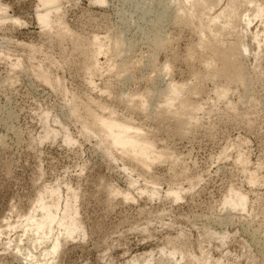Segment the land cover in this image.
Returning <instances> with one entry per match:
<instances>
[{"label": "rangeland", "instance_id": "1", "mask_svg": "<svg viewBox=\"0 0 264 264\" xmlns=\"http://www.w3.org/2000/svg\"><path fill=\"white\" fill-rule=\"evenodd\" d=\"M181 2L59 0L44 25L39 0H0V264H264V0H240L223 38L245 36L235 81L207 71L199 38L229 0L193 17ZM174 83L188 88L166 108ZM181 98L200 105L189 123ZM91 114L129 121L169 157L146 168L109 153ZM40 199L50 232L29 224ZM61 219L79 224L70 237Z\"/></svg>", "mask_w": 264, "mask_h": 264}, {"label": "bare ground", "instance_id": "2", "mask_svg": "<svg viewBox=\"0 0 264 264\" xmlns=\"http://www.w3.org/2000/svg\"><path fill=\"white\" fill-rule=\"evenodd\" d=\"M40 1V4H41V6H42V8H38L39 10H35L36 11V15H37V17H38V20L39 21H41L42 22V24H46V22L48 21V15H49V13L50 12H52V11H55V12H57V11H59L60 9V7H59V5H58V2H59V0H39ZM103 0H101V2H102ZM189 1H192V4H191V10H188V11H186V9H188L187 7H188V2ZM220 1H222V0H220ZM217 2H219V0H183V3L181 2L180 4H181V6H179L178 5V7H177V10H178V13H183L184 12V10H185V12H189V15L187 14V16H191V14L190 13H192V12H194L195 10H199L198 8H201L202 10H203V7L205 6L206 7V5H208L209 3L211 4H213V3H217ZM221 3V2H220ZM240 3V0H229V2H228V4L226 3V7L224 8L223 6V9H221V12H220V14L219 15H215L214 14V16L211 18H205L207 21L206 22H208V23H206V25H205V32H211V36H210V38L208 37V38H206L205 37V35H204V32H202L201 31V33H200V36H199V38L201 39V41H202V43L200 44V45H204V46H206V48H207V53L208 52H210V54L209 55H207V57H205V59L206 60H204L205 62V68H207V71L208 72H214V74H216V77H217V75L218 76H222V77H224V78H226V79H228V78H232V77H234V81H235V79L237 78V80L240 78V75H241V67H240V63L238 62V60L240 59L239 57L240 56H242L245 52H246V44H245V42H244V38H243V36H244V34H242V33H236V35H238L237 36V39H236V42L235 43H231L230 45V47L231 48H227L226 49V46H225V42H224V37H225V35L227 34L226 32H229L230 31V33L231 32H233L236 28H237V23L238 22H241L240 20H241V16H240V14H238V12H237V10H238V4ZM209 4V5H210ZM218 4V3H217ZM1 6V5H0ZM221 6V5H220ZM208 7V6H207ZM212 7V6H211ZM216 7V6H215ZM1 8L2 7H0V10H1ZM189 8V9H190ZM210 8V7H209ZM3 9V8H2ZM205 10H203V11H206L207 9L206 8H204ZM219 9V10H220ZM183 11V12H182ZM202 11V12H203ZM210 11V10H209ZM212 11V13H213V10H211ZM196 12V11H195ZM262 9H259V10H257L256 11V13H254L255 15L254 16H261V14H262ZM3 13V12H2ZM198 13H200V12H198ZM204 13V12H203ZM202 13V14H203ZM207 13H209V12H207ZM5 14V13H4ZM4 14H3V16L1 17V19L2 20H5L6 18H8V17H6V16H4ZM186 14V13H185ZM197 14V13H196ZM211 14V13H210ZM2 15V14H1ZM0 15V16H1ZM186 16V15H185ZM202 16H205V14H203ZM209 16V15H208ZM211 16V15H210ZM253 16V17H254ZM191 17H193V15L191 16ZM206 17H207V15H206ZM220 18H222L221 20H220ZM14 19H16V18H14ZM14 19H12V20H14ZM200 19V18H199ZM244 19H245V16H244ZM17 20V19H16ZM185 20H187L188 21V19H187V17H186V19ZM243 20V19H242ZM197 21V20H196ZM244 21V20H243ZM190 22H191V19H190ZM201 22H202V20H201ZM204 22V21H203ZM245 22H246V24L247 25H249L250 23H251V18H249V17H246V19H245ZM48 23V22H47ZM194 23V22H193ZM239 24V23H238ZM203 25V24H202ZM203 25V26H204ZM197 26V25H196ZM203 26H201V28L203 27ZM199 27L200 26H198V29H199ZM201 28H200V30H201ZM235 28V29H234ZM197 29V30H198ZM231 29H232V31H231ZM197 32V31H196ZM213 32V33H212ZM235 32H236V30H235ZM239 32V31H238ZM230 33H228V34H230ZM198 34H199V32H198ZM234 34V33H233ZM209 35V34H208ZM121 37V36H120ZM245 37V36H244ZM154 39V38H153ZM211 40H213V41H211ZM95 41V40H94ZM118 41V40H117ZM121 41V40H120ZM152 41H154V40H152ZM161 42H162V40H160ZM159 41V42H160ZM200 41V40H199ZM125 42V41H124ZM120 42L118 41V44H119ZM121 43H123V42H121ZM163 43V42H162ZM165 43H166V41H165ZM200 43V42H199ZM97 44V43H96ZM95 43H94V46L96 45ZM117 44V45H118ZM198 44V43H197ZM116 45V46H117ZM119 45H121V44H119ZM118 45V46H119ZM158 45H159V43H158ZM157 45V46H158ZM117 46V47H118ZM156 46V45H155ZM192 46V45H191ZM203 46V47H204ZM100 46L98 45V47H97V50H99V49H102V48H99ZM160 47H161V43H160ZM163 47V46H162ZM228 47V46H227ZM120 48V47H119ZM122 48V47H121ZM157 48V47H156ZM199 49V48H198ZM210 51H209V50ZM96 50V49H95ZM94 50V51H95ZM99 52V51H98ZM116 52V51H115ZM122 52V51H121ZM118 53V52H117ZM92 54V53H91ZM96 54V53H95ZM93 56H94V54H93ZM119 56V55H118ZM194 56V55H193ZM96 57V56H95ZM204 57H203V59H204ZM200 58V57H199ZM93 60V59H92ZM199 60V59H198ZM93 61H95V60H93ZM240 61V60H239ZM201 63V62H200ZM204 63H203V66H204ZM239 63V64H238ZM96 64V63H95ZM166 64V63H165ZM93 66H95V65H93ZM127 66V65H126ZM39 67V66H38ZM164 67V66H163ZM92 68V67H91ZM167 69L168 68V64L167 65H165V67H164V69ZM204 68V69H205ZM39 69V68H38ZM37 69V70H38ZM42 69V68H41ZM163 69V68H162ZM203 69V70H204ZM94 70V69H93ZM160 70V69H159ZM39 71H40V69H39ZM92 71V70H91ZM118 71V70H117ZM165 71V70H164ZM169 71V70H168ZM199 72V71H198ZM207 72V75L209 74ZM38 73V72H37ZM121 73H123V72H121ZM120 73V74H121ZM160 74V73H159ZM213 74V73H212ZM41 78L40 79H42V81H45L46 83H50V76L47 74V72H39V74H38ZM157 75V74H156ZM196 75V74H195ZM152 76V75H151ZM211 76V75H210ZM200 77V76H199ZM39 78V77H38ZM204 78V77H203ZM214 78V77H213ZM233 79V78H232ZM212 80V79H211ZM220 80V79H219ZM230 80V79H229ZM44 82V83H45ZM238 83V82H237ZM244 83V82H243ZM57 84V83H56ZM226 84H228V83H226ZM236 84V83H235ZM50 85V84H49ZM187 85V84H186ZM186 85L183 83H178V84H176V83H174V85H171V87L170 88H168V90L166 89V94H167V96H168V98H165V100H164V102H165V104H163L164 105V107H166V108H169V107H171L170 105H173V101H171L172 99H175V97H178L179 98V96L180 95H182L181 93L184 91V89H186V88H188V86L186 87ZM243 85V84H242ZM190 86V85H189ZM221 86V85H220ZM191 87V86H190ZM218 87V86H217ZM219 88V87H218ZM193 89V88H192ZM220 89V91H219V93L218 94H220L221 96L222 95H224V94H226L227 92V87H226V85L225 84H223V86H221V88H219ZM230 89V88H229ZM187 90V89H186ZM201 90V89H200ZM193 91H195V89L193 90ZM192 91V92H193ZM198 91V90H197ZM159 92H160V90H159ZM217 92V91H216ZM163 93V92H162ZM164 93H165V91H164ZM186 93V92H185ZM159 94V93H158ZM161 94V93H160ZM217 94V95H218ZM216 95V96H217ZM141 96H142V93H141ZM149 96V95H148ZM226 96H227V94H226ZM147 97V96H146ZM218 97V96H217ZM135 98V97H134ZM222 98V97H221ZM145 99V98H144ZM143 99V100H144ZM218 99V98H217ZM142 100V99H141ZM178 100V99H177ZM133 101V100H132ZM145 101V100H144ZM190 101V100H189ZM187 99H184V100H182V98H181V102H180V100H179V102L181 103L180 104V106H179V104H178V107H180L179 109H182L183 111H185V113L186 114H188L187 112H189V114H188V116L184 119L185 120V122L187 123H189V121L191 120V119H193L194 118V112L197 110V107L198 106H200V105H198V106H195L194 104L192 105L190 102H189ZM141 102V106H143L144 105V103H143V101H140ZM146 102V101H145ZM176 104V103H175ZM138 105V104H137ZM177 105V104H176ZM175 105V106H176ZM140 106V107H141ZM174 106V107H175ZM145 107H146V105H145ZM149 107V106H148ZM159 107H160V105H159ZM75 108V107H74ZM90 108V107H89ZM88 108V109H89ZM199 108V107H198ZM143 109H144V106H143ZM152 109V108H151ZM161 109V108H160ZM163 109H165V108H163ZM142 110V109H141ZM162 110V109H161ZM166 111H165V113H167V109H165ZM158 111H159V108H158ZM178 112H180L179 110H177ZM176 111V112H177ZM89 112V111H88ZM103 112V111H102ZM109 112V111H108ZM107 112V113H108ZM183 112H180V114H181V116H180V118H184L183 116L184 115H186L185 113H183ZM90 114V113H89ZM94 114V113H93ZM93 114H91V116L89 117V118H91L90 120H91V123L93 124V125H95L94 126V128L95 127H97V131H98V136L100 137V140L101 141H103L104 143L106 142L107 143V149L109 148V153L111 152V154H112V151H116V152H118V154L119 155H121V157H126V158H129V159H131L130 161H132L133 160V162L135 161L136 163H139L140 165H141V167H146V168H149L152 164H154L155 162H162L164 159L166 160V158L167 157H169V154H168V151L166 152V151H162V150H157L156 149V147H155V144H154V141L151 139V138H149V136H147V135H145V134H143L142 132H141V129L139 128V127H135L134 125H132L129 121H122V120H119V119H117L116 117H114L112 114L110 115L109 114V116H106V117H104V116H97V114H95V115H93ZM162 114H164L163 113V111H162ZM167 114H169V113H167ZM179 113H177V115H178ZM150 115V114H149ZM183 115V116H182ZM170 116V115H169ZM118 117V116H117ZM178 117V116H177ZM196 117V116H195ZM158 118V117H157ZM179 118V119H180ZM198 119V118H197ZM183 120V119H182ZM183 120V121H184ZM194 120V119H193ZM90 123V124H91ZM92 124H91V126H92ZM182 124V123H181ZM85 126V125H84ZM90 126V128H92ZM193 126V125H192ZM88 128H89V126H87ZM86 127V130L88 129ZM186 127H187V125H186ZM182 128V127H181ZM183 130V129H182ZM186 130V129H185ZM190 131V130H189ZM96 135V134H95ZM96 137V136H95ZM102 142V143H103ZM100 145V144H99ZM106 149V148H105ZM106 153H107V151H106ZM108 153V154H109ZM123 157V158H124ZM117 158V157H116ZM125 158V159H126ZM128 159V160H129ZM239 159V158H238ZM121 160V159H120ZM171 160V159H170ZM175 160V159H174ZM135 163V164H136ZM138 165V164H137ZM149 170V169H148ZM110 189V188H109ZM113 192V191H112ZM47 193V192H46ZM153 193V192H152ZM229 193V192H228ZM56 194V193H55ZM236 194V193H235ZM40 196V195H39ZM242 197V196H241ZM241 197H239V198H241ZM242 198H244V196L242 197ZM241 198V199H242ZM239 200L238 199V201H243V200ZM41 200V199H40ZM53 200V199H52ZM227 200L228 199H226L225 201L227 202ZM230 200V199H229ZM229 200H228V202H229ZM74 201V200H73ZM245 199H244V203H245ZM228 202H227V204H228ZM232 203H234L235 201H231ZM238 203V202H237ZM239 204V203H238ZM237 204V205H238ZM36 205V204H35ZM55 205V204H54ZM229 205V204H228ZM230 205H231V203H230ZM235 205V204H234ZM242 205H244V204H242ZM50 206L51 205H47V204H45L44 202H43V200H41V201H39V203H38V208H40V210H42V213H43V216L41 217V218H39V219H36V218H34V217H32V218H34V220H32L33 222L32 223H29L31 226L32 225H34L35 226V228H36V230H49V227H50V225H52V223L54 222V221H56L55 220V216H53L52 214H51V209H50ZM233 207V206H232ZM236 208V207H235ZM76 209V208H75ZM67 210H68V208H67ZM36 211H38V210H36ZM64 212V211H63ZM71 212V211H70ZM69 211H68V213H70ZM34 213H35V211H34ZM41 213V214H42ZM67 213V214H68ZM77 213V212H76ZM57 214V213H56ZM65 214V213H64ZM63 214V215H64ZM30 215H28V217H29ZM63 217H66V216H63ZM74 217H76V216H74ZM72 218V217H71ZM77 218V217H76ZM76 218H74V219H76ZM30 221V220H29ZM31 222V221H30ZM81 222V221H80ZM9 224V223H8ZM19 224V223H18ZM60 227H61V229L63 230V233L66 235V236H69L70 237V235H72L73 234V232H75V230L78 228V225L77 224H75V222H69V223H66V222H64L63 221V219H61V221L59 222L58 221V223H57ZM81 227H82V225H81ZM37 232V231H36ZM43 232V231H42ZM49 232H50V230H49ZM59 238V237H58ZM58 238L57 239H54V242L52 241V246H51V251L52 252H56V251H58L59 249L58 248H60V242H59V240H58ZM67 238V237H66ZM48 249V248H47ZM173 249V248H172ZM199 256V255H198ZM184 258V257H183ZM203 258V257H202ZM33 260V259H32ZM205 261V260H204ZM207 261V260H206ZM204 262V263H207V262ZM36 264V263H35ZM201 264V263H200ZM209 264V263H208Z\"/></svg>", "mask_w": 264, "mask_h": 264}]
</instances>
